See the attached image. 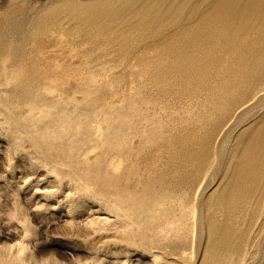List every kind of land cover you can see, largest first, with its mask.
<instances>
[{
    "label": "rangeland",
    "instance_id": "374dc122",
    "mask_svg": "<svg viewBox=\"0 0 264 264\" xmlns=\"http://www.w3.org/2000/svg\"><path fill=\"white\" fill-rule=\"evenodd\" d=\"M258 192L264 0H0V264H264Z\"/></svg>",
    "mask_w": 264,
    "mask_h": 264
},
{
    "label": "bare ground",
    "instance_id": "6f19581e",
    "mask_svg": "<svg viewBox=\"0 0 264 264\" xmlns=\"http://www.w3.org/2000/svg\"><path fill=\"white\" fill-rule=\"evenodd\" d=\"M238 105L235 107V108H237L238 106H239V103H237ZM228 122V120L225 122V124ZM224 124V125H225ZM223 125V126H224ZM116 151L117 150H120V151H128L129 150V148H127V147H123V146H117L116 148ZM127 153H129V151L127 152ZM117 155V154H116ZM130 156V155H129ZM128 156V157H129ZM113 159L114 160H117V157L116 156H114L113 157ZM260 180V178L258 179V181ZM248 188H247V186H245V184H243L242 186H236L235 187V192H236V194L239 196V197H245V196H247L248 195ZM108 194L110 195V194H114V195H120V191H117L116 189H114V190H110L109 192H108ZM263 196H264V193L263 192H258L257 193V197H256V200H258V202H262V198H263ZM121 202V201H120ZM122 203V202H121ZM119 205H121V204H119ZM130 210V209H129ZM128 210V211H129ZM126 211L127 213H124L123 215L125 216V221L128 223V225H132L130 222H133V220H134V211H133V209L131 210V211ZM253 217L251 218V221H250V228H249V230L251 231H253L254 230V223L255 222H253ZM132 229V228H131ZM250 236H251V234H250ZM250 240H249V237H248V239H244V237L242 236V238H240V243H239V248H238V252L235 254V255H237L238 256V258L239 259H242L243 257H245L247 254H248V250L247 249H244L246 246H248L249 244H250V242H249ZM254 243V242H253ZM183 250V249H182ZM185 250V249H184ZM250 250V249H249ZM260 251V250H259ZM153 256L155 257V258H157L158 257V255L157 254H155V253H153ZM246 258V257H245ZM245 260V259H244Z\"/></svg>",
    "mask_w": 264,
    "mask_h": 264
}]
</instances>
